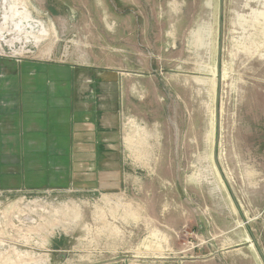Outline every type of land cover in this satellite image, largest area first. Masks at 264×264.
<instances>
[{
	"label": "rangeland",
	"instance_id": "rangeland-1",
	"mask_svg": "<svg viewBox=\"0 0 264 264\" xmlns=\"http://www.w3.org/2000/svg\"><path fill=\"white\" fill-rule=\"evenodd\" d=\"M218 8L0 0V57L113 73L130 140L124 194H0V264H261L240 246L250 235L225 240L214 226L245 227L259 202L244 182L264 179V0H224L217 156L228 186L213 162ZM139 130L159 133L167 170L138 169Z\"/></svg>",
	"mask_w": 264,
	"mask_h": 264
},
{
	"label": "crops",
	"instance_id": "crops-1",
	"mask_svg": "<svg viewBox=\"0 0 264 264\" xmlns=\"http://www.w3.org/2000/svg\"><path fill=\"white\" fill-rule=\"evenodd\" d=\"M113 76L58 61L0 57V194L127 191L125 95ZM160 139L156 131H138V169L171 166L160 162ZM244 183L257 194L255 216L242 218L245 227H222L227 220L213 226L225 240L240 231L250 235L240 246L264 264V179ZM255 221L258 231L248 226Z\"/></svg>",
	"mask_w": 264,
	"mask_h": 264
},
{
	"label": "water",
	"instance_id": "water-1",
	"mask_svg": "<svg viewBox=\"0 0 264 264\" xmlns=\"http://www.w3.org/2000/svg\"><path fill=\"white\" fill-rule=\"evenodd\" d=\"M223 14H224V0H219V8H218V46H217V56H216V93H215V138H214V147H213V162L216 166V169L225 182L226 186H228L220 166L218 164V156H217V146L220 138V117H219V100H220V92H221V53H222V36H223Z\"/></svg>",
	"mask_w": 264,
	"mask_h": 264
}]
</instances>
